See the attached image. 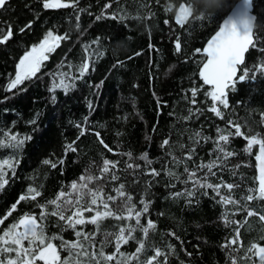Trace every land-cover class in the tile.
Here are the masks:
<instances>
[{"label":"trees","instance_id":"16d2710c","mask_svg":"<svg viewBox=\"0 0 264 264\" xmlns=\"http://www.w3.org/2000/svg\"><path fill=\"white\" fill-rule=\"evenodd\" d=\"M63 1L73 6L45 9V0H8L0 9V27L5 28V34L9 27L13 31L9 41L0 44V141L9 143L5 132L21 139L29 137L20 148L0 146V162L15 163L14 170L4 168L8 183L0 188V235L25 213L35 215L40 223L44 210V234L57 246L60 260L69 264H97V260L99 264H146L157 248L162 255L153 264H233L234 259L237 264H258V258L247 249L253 243L264 247V221L259 218L264 215V200L248 201L247 196H259L256 157L260 147L253 144L249 151L245 149L251 136L264 139V0H252L256 16L253 43L239 68L236 90H227L230 107L218 105L223 119L210 111L212 100L206 93L211 88L199 76L205 59L203 46L229 12L221 8L222 0H188L189 18L182 25L177 24L176 15L179 7L185 6L184 0ZM223 3L230 6L228 0ZM48 31L67 38L47 53L36 77L7 91L20 57ZM178 41L179 52L175 47ZM84 62L89 63L85 76L73 80ZM245 68L251 71L240 81ZM62 79L74 87L67 92L63 88L50 91ZM193 88L197 89L195 97ZM236 124L241 128L239 136L235 135ZM218 128L223 134L232 133L228 144H220L233 156L225 157L217 148ZM165 140L169 143L161 147ZM70 143L76 151L68 149ZM145 153L151 165L141 159ZM46 159L57 166L44 164ZM105 159L117 162L115 167L109 165L107 173L102 171ZM211 162H215L214 176L207 167H200ZM186 167L189 172L196 171L195 179L201 183L221 184V194L239 204L218 203L220 197L212 189L194 187ZM152 169L160 175H153ZM169 171L175 175L169 176ZM112 175L120 179L112 180ZM82 176L95 179L88 188L73 190L74 182L78 186L83 183ZM227 183L239 187L230 191L223 186ZM120 184L125 185L126 195L132 197L137 209L143 208L142 200L150 202L141 223L147 226L151 220L155 228L147 237L137 228L132 233L136 239L120 245L124 256L117 254L106 261L99 256L101 251L105 256L116 253L115 236L108 234L134 226L135 218L127 219L125 211L124 220L106 216L99 228L87 223L73 230L67 221L50 215L55 205L48 201L64 192L59 203L67 209V216L76 211L77 199L91 205L89 188H102L98 197L105 202L107 195L116 197L115 203L108 202L116 210L123 207L115 191ZM30 187L41 193L35 200ZM186 191L194 195H173ZM22 195L29 198L17 203ZM99 208L103 211L102 205ZM248 211L257 214L249 217ZM95 214V210L83 213L86 219ZM237 230L236 243L226 247ZM76 231L92 236L85 240L83 235L77 237ZM140 240L145 242L144 251L136 260L127 259ZM63 241L77 247L65 250ZM10 255L15 258V253Z\"/></svg>","mask_w":264,"mask_h":264},{"label":"snow or ice","instance_id":"6c2138e0","mask_svg":"<svg viewBox=\"0 0 264 264\" xmlns=\"http://www.w3.org/2000/svg\"><path fill=\"white\" fill-rule=\"evenodd\" d=\"M8 3V0H0V9H3L6 7ZM186 7L188 6V0H184L182 2ZM228 5L226 6L223 3L221 4V8H225L232 12L234 8L236 7L235 4H230L228 0ZM73 5L71 3H62L61 0H45L43 7L45 9L49 8H68L72 7ZM247 3H245V11L243 15L239 18V21L234 19L231 15H227V18L224 19L223 24L220 26L219 31L216 32V34L208 41L207 47H205L202 52L205 57L204 61L202 62V67H200L199 70V76L203 80V83L205 85H211L212 91L206 93V95L211 97L212 100V106L210 108V111L214 112L217 117L224 118V112L220 109L218 105H222L224 109H228L230 107L228 96H227V90L235 91L236 86V78H237V72L239 66L243 63L244 60V53L248 49V46L252 44V39L250 37V32L252 29V24L254 17L250 16L247 12ZM223 12V11H220ZM204 16H200L199 18H203ZM189 16H185L183 13V10L179 7V11L176 15V22L177 24H183ZM28 28L31 27V22L27 25ZM242 29V31L240 30ZM21 32L25 31V28L20 29ZM13 36V31L9 27L6 34H5V28L0 27V44H3ZM65 36L60 35H54L52 31H48L45 35L44 39L41 40V42L38 45H34L31 50L26 51L23 56L20 57L19 62L16 64V73L15 77L10 79L8 85H7V91H11L13 89H18V86L22 85L26 80H31L33 77L37 76V73L40 71V68L42 66V62L44 60L48 59L47 53H50L55 50L56 47L59 46L58 41L66 39ZM176 51L179 52L181 50V44L178 41L175 45ZM196 53H201L200 49L195 50ZM89 69V63L84 62L79 67V76L73 77L72 79H80L85 76V73ZM251 70L245 68L243 75H240L238 78L240 81L245 80V78L248 76L249 72ZM74 87V84H66L64 80L62 79L60 84H54L53 88L50 89V91H53L55 88H63L65 92L69 91L70 88ZM192 96L195 97L197 95V89L193 88L191 89ZM53 97V101H54ZM195 102V101H193ZM89 108L91 109V104L89 105ZM199 111V109H197ZM85 121H87V117L85 118ZM31 123L35 124V121H32ZM229 124H232L233 121H229ZM78 128H80V125H77ZM217 132L219 134L217 143V148L224 153L225 157L233 156L234 153L231 151H227L224 147L221 146L220 142H223L225 145L229 143V138L232 135L231 132L228 134H223L222 129H217ZM241 128L238 124L235 126V135L239 136L241 135ZM5 137L7 138L9 143H5V141H0V146L5 147H13V148H20L23 146V144L26 142L29 137L25 138H18L16 135L10 134L5 132ZM81 135H84V131H81ZM96 135L99 137V133H96ZM197 136H199V133H196ZM79 139V137L77 138ZM74 143V142H73ZM101 144H104L103 139L100 140ZM169 141L165 140L161 147H164L167 145ZM253 144H259L260 152L257 155V160L264 162V139H258L256 136H251L248 139V147L245 149L246 151H249ZM105 147H108L106 144ZM68 149L71 151H76L77 149L73 147V144L70 143L68 146ZM109 151L111 149L109 148ZM129 155H131L129 153ZM141 159L145 160L146 164L151 165L152 161L148 158V154L145 153ZM189 159H191V155L189 156ZM44 164H50V160H44ZM62 163V161H61ZM115 163L107 159L103 161V169L102 171L104 173H107L109 171V165H112L115 167ZM222 163V161H221ZM57 165L55 163H51V167L55 168ZM7 167L8 169L15 168V163L11 162L10 160H3L0 162V188H3L7 183L8 180L5 178V172L4 168ZM129 168H132L133 165L129 164ZM136 167H139V165H136ZM200 167H207L208 172L211 173V175H216L215 172H212V168L215 167V162H211L208 165H201ZM236 167H239L237 165ZM185 172L189 173V180H193L194 187L199 186L200 188H209L212 189L216 196L220 197V200L218 203H223L225 205L228 204H239L238 200L232 199L230 196H224L220 192L221 184H213L210 182L207 183H201L199 179H195L196 177V171L193 170L189 172V169L186 167ZM151 173L155 176H159L160 173L157 172L155 169L151 170ZM235 174V173H233ZM169 176H174L175 174L171 171L168 172ZM207 175V174H206ZM103 178V177H101ZM179 179V177H176ZM95 179L93 176H82L80 180L83 182L79 186L77 183L72 184V188L75 191H81L82 189L88 188V184ZM112 180L118 181L120 178L117 175L111 176ZM206 179V177H205ZM187 183V181H185ZM224 187H226L228 190H232L233 188H238V184L234 183H227L223 184ZM88 191L91 193L92 200L91 205H96L97 207L93 209L91 205H89L87 202L81 203L80 199H77L75 201L76 211L72 212L71 215H65V211L67 210L64 208L59 201H61V198L65 196L64 192L59 193L57 198L55 200L48 201L49 204L55 205V208L51 211V216H58L60 221H67V226L72 228L73 230L76 229L77 225H85L87 223L95 224L97 225V228H99L100 221L106 217V216H114L118 220H124L125 216L122 214L123 212H127V219L131 220L135 218V225L129 226L128 228L120 227L118 233H110L108 235H114L115 241H116V253H113L112 255L105 256L104 252L101 251L99 253V256L103 257L106 261H112L115 256L118 254L120 256H124V253L120 252V245L127 244L129 240L136 239L132 233L139 228L143 231L145 237L148 236L150 230H154L155 225L152 223L151 220L148 221L147 226H144L141 223V217L144 216L149 209V203L141 201L143 204V208L137 209L135 204L132 202V197L130 195H126L125 192V185L120 184L119 188L115 189V191L118 193V196L122 198V205L123 207H118L116 210L111 208L109 206L108 202H116V197H113L112 195H107L106 200L108 202H105L104 199H101L98 197V193L103 191L102 188H97L95 190L88 189ZM251 192L252 189H249ZM29 193L31 195V199L35 200L36 197L40 196L41 193L37 191L34 188H29ZM34 193V194H33ZM206 194V193H205ZM174 196H183L187 195L189 197L194 195L193 191H186L185 193H174ZM28 195H22L17 203L20 201L28 199ZM259 198L261 200H264V166L260 168V178H259V196L256 197L254 195H248L247 200L253 201L254 199ZM65 204H68L69 206L73 205L72 201H64ZM99 205L103 206V211L100 210ZM13 209H15L16 205L14 204ZM42 209L45 208L44 205L40 206ZM96 212L94 216H91L90 218H85L83 213L92 211ZM257 213L254 211H248L247 215L249 217L256 215ZM11 215V212L9 213ZM46 211L42 210L39 216L40 223H38L37 217L32 214L25 213L23 216L19 218V220L16 223L11 224L7 230L3 232V235H0V264H36L37 261H43L44 264H69L68 260H60V256L57 250V246H55L49 238H47L44 234V228L42 226L43 220L46 218ZM260 220L264 221V215H260ZM3 223V220H0V224ZM77 237H80L81 235L84 236L85 240H88L91 238L92 234L88 233H82L81 231L75 232ZM171 235L175 236V233H172ZM179 237H177L178 239ZM239 238V231L237 230V236L226 245V247H230L232 244H235L237 239ZM55 239V237L53 238ZM60 239L63 240L62 237ZM107 240V238H106ZM24 241H27V247L24 246ZM102 244L104 242H101ZM63 247L65 250L71 251L72 249H75L77 247L76 243H72L69 241H63ZM171 247V246H169ZM145 249V242L144 240L139 241V247L136 248L135 253L131 254L127 257L129 260H136L138 257V254H140ZM81 251H83V248H81ZM247 252L249 254L255 255L258 258V264H264V247L258 246L257 243H253L248 249ZM15 253V258H13L10 254ZM85 255H88L87 252H85ZM161 251L157 248L155 250V255L149 258L146 261V264H153L154 261H156L157 257L161 256ZM167 257H165V260ZM249 259H251V256H249ZM97 264H99V261L97 260ZM117 264H121V261H117ZM233 264H237L236 260H233ZM253 264H256L255 261H253Z\"/></svg>","mask_w":264,"mask_h":264},{"label":"water","instance_id":"95a60500","mask_svg":"<svg viewBox=\"0 0 264 264\" xmlns=\"http://www.w3.org/2000/svg\"><path fill=\"white\" fill-rule=\"evenodd\" d=\"M61 2H62V3H67V2H64L63 0H61ZM245 3H247V5H248V7H247V12H248V14H249L250 16H253V17H254L253 24H252V29H251V32H250V37H251V39H252V43H253V31H254V25H255V21H256V16H255L254 13L252 12V9H253V6H252V0H238V1L236 2V7L234 8V10H233L232 12L229 11V12L227 13V15H231L234 19H236L237 21H239V18L243 15V13H244V11H245ZM227 15H226V16L222 19V21L220 22L217 31H219V28H220V26L223 24L224 19L227 18ZM240 30L242 31V29H240ZM217 31H216V32H217ZM216 32L213 33V35H212V36L206 41V43H205L204 46H203V49H204L205 47H207V43H208V41H209V40H210V39L216 34ZM251 45H252V44H250V45L248 46V49H247V50L245 51V53H244V60H245L246 53H247V51L249 50V48H250ZM203 49H202V50H203ZM202 53H203V52H202ZM244 60H243V63H244ZM243 63H242V64H243ZM242 64H241L240 66H242ZM240 66H239V68H240ZM201 67H202V65H201ZM239 68H238L237 76H238V73H239ZM206 86L210 87V88H211V91L213 90L211 85H206ZM262 166H264V162L258 161V162H257V166H256L258 185H259V178H260V168H261Z\"/></svg>","mask_w":264,"mask_h":264},{"label":"rangeland","instance_id":"374dc122","mask_svg":"<svg viewBox=\"0 0 264 264\" xmlns=\"http://www.w3.org/2000/svg\"><path fill=\"white\" fill-rule=\"evenodd\" d=\"M181 9L183 10V13H184V15L185 16H187L188 14H189V8L188 7H186V6H183V7H181ZM179 11V10H178ZM31 50V49H30ZM36 264H44V262L43 261H40V262H36Z\"/></svg>","mask_w":264,"mask_h":264}]
</instances>
